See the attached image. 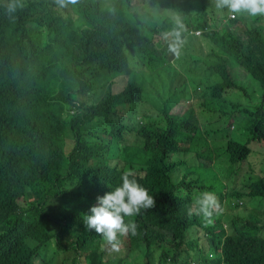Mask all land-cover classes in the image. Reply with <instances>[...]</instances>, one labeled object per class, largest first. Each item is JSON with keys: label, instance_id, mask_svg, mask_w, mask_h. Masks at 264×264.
Wrapping results in <instances>:
<instances>
[{"label": "trees", "instance_id": "1", "mask_svg": "<svg viewBox=\"0 0 264 264\" xmlns=\"http://www.w3.org/2000/svg\"><path fill=\"white\" fill-rule=\"evenodd\" d=\"M147 1L77 0L61 7L56 0H0V264H46V251L57 255L56 264H123L106 254V240L86 229L84 219L126 170L155 200L153 208L125 217L137 225L135 235L126 234V257L139 253L133 262L264 264L259 215L226 228L220 212L206 218L195 204L204 191L216 193L221 206L247 196L264 200V178L249 177V193L228 189L251 156V141L219 142L235 111L242 130L264 142V15L230 19L224 10L221 18H207V0H161L185 28L176 57L161 35L170 32L169 20L159 24L131 11ZM155 8L165 13L164 6ZM199 38L206 55L197 50ZM125 48L148 73L141 70L140 79L130 73L132 81L114 93L113 76L129 68ZM212 63L210 84L188 78L185 85L199 89L202 114L214 119L202 131L193 114L172 113L181 98L176 82L179 69L205 74ZM226 65L243 68L260 87L249 109L223 95L228 87L243 90L228 80ZM148 86L159 96L152 102L156 115L137 110ZM89 94L90 103L78 99ZM191 153L207 162L225 157L228 165L182 159ZM190 166L197 168L189 172Z\"/></svg>", "mask_w": 264, "mask_h": 264}, {"label": "rangeland", "instance_id": "2", "mask_svg": "<svg viewBox=\"0 0 264 264\" xmlns=\"http://www.w3.org/2000/svg\"><path fill=\"white\" fill-rule=\"evenodd\" d=\"M194 1V0H193ZM195 2V1H194ZM155 5H158L160 8L161 6H164L165 13L161 16L160 11L155 8ZM208 8L206 10L205 16L207 18H213L214 16L217 18H221L223 15V12L221 10H218L215 8L214 0H207ZM211 8L214 9V13L210 10ZM135 15L151 19L153 21H156L160 24V22H163L165 19L169 20V27L168 29L172 31L173 28H178V30L181 31L182 36L185 34V28H179V25L177 24V20L168 13V8L165 5H162L161 0H148L144 6L135 7L131 10ZM191 19H193L192 16H190ZM228 18H231V15L228 14ZM238 18V14H236V19ZM180 24V23H179ZM181 25V24H180ZM222 27L219 28L221 30ZM196 36L201 35V32L196 33ZM198 39V38H197ZM158 43H160V35H155L153 38V45L156 46ZM196 46L198 47L197 50L199 53H202L203 55H206L208 53V50L206 49V40L203 38H199V41H196ZM125 53L127 54L128 62H129V68L127 71V74H118L114 75L113 79L111 80L112 86H111V92L119 93L123 90V88L127 85L128 82L132 81L130 73L133 72V75L135 78L140 79L139 72L141 70H144L146 73H148V70L145 66H143L140 62V60L135 56L131 51H129L128 48H125ZM221 60L227 61V57L224 55H220ZM215 67H217V63H212L209 66H205V74L200 73L199 71H191V72H184L183 70L179 69L181 72V77L176 82V87L179 88L178 93L181 96L179 102L174 106L172 113L173 114H179L184 115L186 113L193 114L194 117L198 120V126L201 128L202 131H204L206 128H209L213 125V120H208L205 118V116L202 114V103L204 102V97H202L199 93V89H197V92L194 93L192 89L185 87V85L188 83V78L194 79L197 83H201L202 86L206 84H210L208 81V77L212 78L213 74L215 72ZM225 73L228 76V80L232 84H240V86L243 88V90H240V88L233 86L228 87L227 90L223 92V95L227 98V101L235 104V106H238L240 109H249L250 105L256 104V98L259 96L258 91L260 90V87L254 83H252L246 72L241 67H232L231 65L225 66ZM164 75L160 74V82L155 84V87L160 90V83L164 80ZM145 94H147V97L143 103H140L137 106V110L139 108H142V112L149 115H156L157 114V106L153 104L152 102L159 101L158 93L153 89L151 86H148V88H145ZM91 98H93V95L88 96H82L78 97L79 100H84L88 103L91 102ZM150 98V100H148ZM241 118L243 119V116L240 112L235 111L232 115L231 120H227L224 122V125L222 126L225 130L222 133V138L219 141L220 144L224 141H226V138L228 136H235L238 139L242 141H251L250 147H251V156L248 161L243 163L242 169L240 171V176L238 181L228 187V189H234L238 191H244L246 193L250 192V189L247 188V185L250 184V181L248 180L249 177L252 178H264V142H258L257 138L253 136V134H250L247 131L242 130V127L238 125L237 119ZM244 120V119H243ZM235 131V133H234ZM251 137V138H250ZM69 148H67L68 150ZM189 156L195 158V162L201 161L204 163H212L218 166H227L228 164L225 162V159L222 158L220 160L213 159L211 162H207L206 160H202L200 158H197L194 153L191 154H185L182 156V159L189 161ZM196 166H190L187 171H192ZM22 202V200H20ZM221 218L224 223H227L228 225L226 228L230 227H240L239 221L242 219L247 218L250 214H257L262 219V223L259 225H262L264 227V200H258L253 199L250 196L245 197L243 200H238L236 198L232 199L230 202L227 200L222 202V211ZM77 236L81 234V230H75L73 231ZM264 236V228L261 233ZM203 237L202 233H199V238L201 239ZM120 241L119 250H113L111 245L107 243V241L101 243L102 249L106 252L109 256H115V257H121L125 259V262L123 264H138L133 262L135 258L138 256V252H135L134 254H128L127 246L128 242L126 239V235H122ZM203 242V240H202ZM205 250V249H204ZM41 258L45 261L46 264H56L57 262V255L53 251H46L44 253H41ZM191 264H194V262H190ZM143 264H148V259L143 260ZM153 264H158L157 261H154Z\"/></svg>", "mask_w": 264, "mask_h": 264}, {"label": "clouds", "instance_id": "3", "mask_svg": "<svg viewBox=\"0 0 264 264\" xmlns=\"http://www.w3.org/2000/svg\"><path fill=\"white\" fill-rule=\"evenodd\" d=\"M56 2L61 7H65L68 4H75L77 0H56ZM214 5L216 9L226 10L228 14L235 17L236 14L264 15V0H214ZM10 10L14 11V8ZM177 24L179 28L183 27L179 24V20ZM161 35L167 43L169 53L179 57L181 48L186 42L181 31L173 28L172 31ZM134 175L135 173L131 170L124 171L120 178L122 183L103 196H98L96 205L90 208L91 214L86 215L84 219L86 229L94 230L102 236L113 250H119L118 233L120 235L136 233L137 225L134 222L125 223V217L139 215L141 209L146 211L155 206L154 197L150 196L148 190L136 179L131 178ZM195 204L198 214H203L206 218L222 211L218 196L211 191L201 192Z\"/></svg>", "mask_w": 264, "mask_h": 264}, {"label": "built area", "instance_id": "4", "mask_svg": "<svg viewBox=\"0 0 264 264\" xmlns=\"http://www.w3.org/2000/svg\"><path fill=\"white\" fill-rule=\"evenodd\" d=\"M232 18H234L235 16L231 15Z\"/></svg>", "mask_w": 264, "mask_h": 264}]
</instances>
